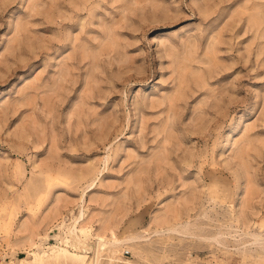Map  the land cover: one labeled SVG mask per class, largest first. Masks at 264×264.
<instances>
[{"label":"rangeland","instance_id":"374dc122","mask_svg":"<svg viewBox=\"0 0 264 264\" xmlns=\"http://www.w3.org/2000/svg\"><path fill=\"white\" fill-rule=\"evenodd\" d=\"M60 225L42 264H264V0H0V264Z\"/></svg>","mask_w":264,"mask_h":264},{"label":"bare ground","instance_id":"6f19581e","mask_svg":"<svg viewBox=\"0 0 264 264\" xmlns=\"http://www.w3.org/2000/svg\"><path fill=\"white\" fill-rule=\"evenodd\" d=\"M93 187V186H92ZM81 217H79L78 219H76V221L74 222V225L72 227V230L71 232H81V236L77 237L76 238V241L79 245H81L83 247V250L86 251V248L88 246V243L89 242V238H88V233H86L85 230H79L78 229V226L80 225V223L83 221V217H84V213L81 212ZM56 230V229H55ZM61 230H65L63 233L60 231ZM67 228H64L63 225H60V228H58V232H54L56 233L55 235H59V237L62 236L61 238V242H60V246H56L54 242H49L48 244H50L51 246H49L47 248V251L45 250H41L39 253L33 255V260L32 262L34 264H42L44 262V259L46 257H50V256H57L58 253H61L62 255L66 256L69 254V250L64 246L66 243L69 242V238H71V234H70V229H68L67 231ZM57 231V230H56ZM69 234V235H68ZM57 235V236H58ZM55 237V236H54ZM57 238V237H56ZM54 239V238H53ZM51 238V240H53ZM256 240H259L260 237L257 236L255 237ZM55 240V239H54ZM146 239L143 237V236H138V237H135V238H132V239H127L125 241H119L116 239V237H114L113 240H108L102 236H97L96 237V241H97V247H96V255H97V258L99 256V254L103 251H105L106 249L108 248H118V247H121V246H124V245H129V244H135V243H140V242H144ZM60 241V240H59ZM48 242V241H47ZM88 242V243H87ZM57 244V243H56ZM59 245V244H58ZM42 247V246H41ZM83 251L82 253H74V257L77 258L78 260H82L84 258V255L83 254H86V252ZM52 257V258H53ZM54 259V258H53ZM56 259V258H55ZM62 261V260H61ZM24 262V261H23ZM79 262V261H78ZM26 263V262H25ZM22 264V263H21ZM54 264V263H53Z\"/></svg>","mask_w":264,"mask_h":264},{"label":"built area","instance_id":"2783aa9c","mask_svg":"<svg viewBox=\"0 0 264 264\" xmlns=\"http://www.w3.org/2000/svg\"><path fill=\"white\" fill-rule=\"evenodd\" d=\"M123 255L124 256H129L130 255V252L129 251H125Z\"/></svg>","mask_w":264,"mask_h":264}]
</instances>
